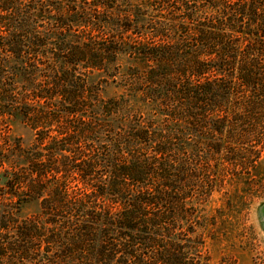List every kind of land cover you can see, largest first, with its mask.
<instances>
[{"label": "trees", "instance_id": "trees-1", "mask_svg": "<svg viewBox=\"0 0 264 264\" xmlns=\"http://www.w3.org/2000/svg\"><path fill=\"white\" fill-rule=\"evenodd\" d=\"M227 182L264 193V0H0V264H208Z\"/></svg>", "mask_w": 264, "mask_h": 264}, {"label": "rangeland", "instance_id": "rangeland-1", "mask_svg": "<svg viewBox=\"0 0 264 264\" xmlns=\"http://www.w3.org/2000/svg\"><path fill=\"white\" fill-rule=\"evenodd\" d=\"M119 64L120 73L115 80L110 78L103 84L105 97L129 93V79L126 78L130 65L128 55H121ZM8 123L12 137H20L25 145L33 142L35 131L29 125L20 119H10ZM223 187L213 192L205 207L207 215L223 210L220 235L206 240L211 257L208 264H218L222 258L235 264H264V193L248 196L247 184L238 187L239 194L236 195L235 185L227 182ZM39 209V202L32 201L22 207L21 215L29 216Z\"/></svg>", "mask_w": 264, "mask_h": 264}]
</instances>
